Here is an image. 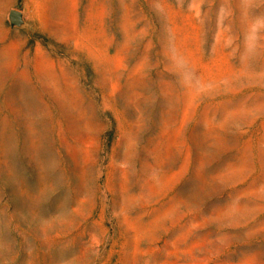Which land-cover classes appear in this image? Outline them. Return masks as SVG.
Returning a JSON list of instances; mask_svg holds the SVG:
<instances>
[{"label":"rangeland","instance_id":"1","mask_svg":"<svg viewBox=\"0 0 264 264\" xmlns=\"http://www.w3.org/2000/svg\"><path fill=\"white\" fill-rule=\"evenodd\" d=\"M0 264H264V0H0Z\"/></svg>","mask_w":264,"mask_h":264},{"label":"water","instance_id":"2","mask_svg":"<svg viewBox=\"0 0 264 264\" xmlns=\"http://www.w3.org/2000/svg\"><path fill=\"white\" fill-rule=\"evenodd\" d=\"M10 25L12 27L18 26L22 22V16L18 12H11L9 15Z\"/></svg>","mask_w":264,"mask_h":264}]
</instances>
